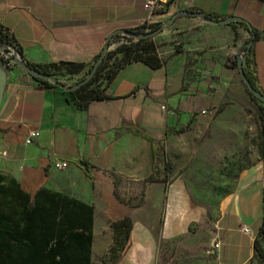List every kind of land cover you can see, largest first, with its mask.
<instances>
[{
	"label": "crops",
	"instance_id": "crops-1",
	"mask_svg": "<svg viewBox=\"0 0 264 264\" xmlns=\"http://www.w3.org/2000/svg\"><path fill=\"white\" fill-rule=\"evenodd\" d=\"M183 11L236 17L259 32L255 66L264 93V0H168L166 11L154 22L162 24ZM147 16L145 0H0V22L20 44L27 61L86 64L82 73L74 75L82 78L112 34L138 28ZM175 25L186 31L182 51L158 70L141 62L127 65L108 87L107 93L115 99L94 102L86 109L72 103L62 88H45L17 66L9 70L0 104V155H5L0 173L18 181L32 200L46 188L94 207L97 176L109 183L114 199L125 207L119 218L133 220L128 248L117 264H259L255 240L264 220L262 161L243 171L235 189L211 211L190 203L181 178L147 183L140 194L144 204L138 208L115 196L111 173L132 178L135 184L145 181L153 164L172 150L170 139L184 136L186 132L176 134L182 128L196 129L206 117L201 111L222 101L239 71L213 60L212 76L191 80L188 65L197 68L201 64L197 59L203 60L207 53L213 59L215 52L243 49L251 39L244 27L234 30L184 15L177 17ZM234 33L242 43L235 44ZM214 83L217 90L208 97L206 85ZM138 87L142 88L132 94ZM124 95L129 96L121 98ZM137 130L154 139L156 159L152 143ZM34 131L40 137L28 145ZM56 159L68 161L70 167L56 170L52 166ZM82 161L93 164V179L86 176ZM95 227L96 212L92 264H105L112 232L109 224L103 226L102 235L109 241L101 249ZM216 242L219 249L214 248Z\"/></svg>",
	"mask_w": 264,
	"mask_h": 264
},
{
	"label": "trees",
	"instance_id": "trees-1",
	"mask_svg": "<svg viewBox=\"0 0 264 264\" xmlns=\"http://www.w3.org/2000/svg\"><path fill=\"white\" fill-rule=\"evenodd\" d=\"M197 12L205 20L218 24L233 18L203 11ZM179 15L177 14V16ZM174 16L176 14L171 18ZM186 17L198 18L196 16ZM226 25L231 26L234 30L237 26H241L251 33L250 41L242 49L240 61H242L249 83L254 89L264 95L257 84L255 66V43L261 37L259 32L242 19ZM151 27L152 31L149 33H146L144 28H136L112 34L108 38L106 47L101 54L88 67V74H90L106 49H110L112 42L116 38H120L122 35H129L132 43L123 45L114 54H111L109 50L104 61L100 64L97 73L89 82L84 83L88 76L85 75L75 85L68 86L70 88L67 91L69 100L79 109H86L94 102L115 99V97L107 93L108 87L127 65L141 62L152 70H158L165 66L166 61L159 56L157 47L146 36L160 29L165 30L167 26L154 24ZM139 36H142L141 40L135 41ZM11 52H14V55L8 56ZM119 54H122L123 57L120 58ZM14 59L58 81L60 72L74 76L82 73L87 67L86 64L72 62L35 64L27 61L20 44L0 22L1 67L7 71L12 70L16 66L13 62ZM112 59L113 64L110 67L109 61ZM238 64L239 62L237 61L236 67H238ZM103 73H106V78L105 80H100ZM34 79L45 88H58L51 81L40 78ZM104 82H107L105 86H103ZM75 87L77 88L73 89ZM141 88L138 87L132 94ZM245 88L251 98L260 105L263 125L261 161L264 163V103L253 96L246 86ZM128 96L124 95L121 98ZM189 128V126L182 128L176 134L188 132ZM135 133L152 143L153 156L156 159L158 152L154 139L140 130H137ZM166 163H169V160ZM81 164L84 167L86 176L93 179V164L89 161H82ZM154 174L155 170L153 169L152 175L143 183L146 185L147 183L167 182L169 180L168 174L163 180L156 179ZM111 175L114 177L115 196L118 200L130 205L132 208H138L144 204V199L133 203L135 199L122 197L119 192L121 178L113 172ZM94 217L95 207L93 205H88L85 202L46 188L40 189L32 200L31 196L22 189L18 181L0 173V264H92ZM109 226L113 240L108 252L103 257V262L105 264H117L128 248L133 230V220L130 216H126L116 221H110ZM255 249L259 264H264V220L259 236L255 240Z\"/></svg>",
	"mask_w": 264,
	"mask_h": 264
},
{
	"label": "rangeland",
	"instance_id": "rangeland-1",
	"mask_svg": "<svg viewBox=\"0 0 264 264\" xmlns=\"http://www.w3.org/2000/svg\"><path fill=\"white\" fill-rule=\"evenodd\" d=\"M163 33L150 39L157 47V52L165 61L183 50L182 39L186 38V31H180L175 23L168 25ZM163 31V32H164ZM235 34V33H234ZM235 44L243 42L239 34L234 35ZM141 39H135L139 41ZM132 39L129 35H122L116 38L111 46L110 53L114 54L123 45H129ZM233 42L228 45L232 47ZM214 53V52H213ZM215 57L208 55L201 56L203 60L197 59L201 64L193 68L188 65L186 73L191 80H197L203 76H212L210 72L213 60L231 67L237 66V61L242 57V49L236 48L230 53L227 50L214 53ZM120 58L122 54L118 55ZM113 59L109 61L110 67ZM237 79L227 89L216 108L218 113L213 117H205L200 120L194 130H189L184 136H173L170 139L172 150L165 152L157 163L153 164L155 178L163 180L169 175L168 181L181 178L184 181L186 191L190 194V203L195 207L211 211L219 207L225 196L230 194L243 171L261 162V138L263 125L260 114V105L254 101L243 84L240 72L236 71ZM60 72L59 81L67 86L78 83L82 77H76ZM88 75V73H87ZM106 73L102 74L100 80H105ZM194 78V79H193ZM214 81V79H211ZM107 82H104L105 86ZM208 97H212L217 90V84L206 85ZM192 90H197L194 87ZM196 93V92H195ZM201 106L198 107L200 109ZM208 109V108H207ZM169 160V163L166 161ZM264 166V163H263ZM99 173L100 171L97 170ZM108 174V171H104ZM119 192L127 199L137 196L133 203H136L144 194L146 185L142 181L135 184L134 179L125 175H119ZM85 177V176H84ZM132 180V181H130ZM160 188V185H157ZM96 245L104 248L109 239L103 236L102 228L111 220L121 218V210L125 207L119 205L112 195L111 185L104 184L97 176L96 180ZM120 217V218H119ZM97 255L95 256V258ZM96 262L95 264H100Z\"/></svg>",
	"mask_w": 264,
	"mask_h": 264
},
{
	"label": "water",
	"instance_id": "water-1",
	"mask_svg": "<svg viewBox=\"0 0 264 264\" xmlns=\"http://www.w3.org/2000/svg\"><path fill=\"white\" fill-rule=\"evenodd\" d=\"M180 15H184V16H196L202 20H204L205 22L209 23V24H213V25H226V24H229V23H233V22H236V21H239L240 19L239 18H236V17H233L229 20H226L225 22H222L221 24H218V23H215V22H211V21H208V20H205L202 15L198 12H189V11H183L180 13ZM177 15L174 16L173 18H171L167 23L168 25H172L176 22L177 20ZM164 30L163 29H160L154 33H151L149 35L146 36V38H154L155 36L159 35L160 33H162ZM142 36H139L138 39H141ZM109 51V48L106 49V51L103 53L102 57L99 59V61L96 63V65L94 66V68L92 69V71L90 72V74H88L87 76V79L84 81V83H87L89 82L94 76L95 74L97 73L98 69H99V66L100 64L104 61L107 53ZM14 64H16L17 67H19L22 71H24L25 73L29 74L31 77L33 78H40V79H43V80H48V81H51L53 83H55L58 87L62 88L63 90L65 91H69L70 88L68 86H66L64 83L48 76V75H45V74H42L40 73L39 71L37 70H34V69H31L29 68L26 64L22 63V62H19L17 59H14L13 60ZM238 67H239V72H240V76H241V79L243 81V83L245 84V86L247 87V89L249 90V92L255 96L259 101H261L262 103H264V95L257 91L256 89H254V87L249 83L246 75H245V72H244V69H243V65H242V61H239V64H238ZM7 84H8V71L3 69L0 65V104L3 100V97L5 95V92H6V89H7ZM77 87L73 88V89H76Z\"/></svg>",
	"mask_w": 264,
	"mask_h": 264
},
{
	"label": "built area",
	"instance_id": "built-area-1",
	"mask_svg": "<svg viewBox=\"0 0 264 264\" xmlns=\"http://www.w3.org/2000/svg\"><path fill=\"white\" fill-rule=\"evenodd\" d=\"M168 6V0H145V10L147 12V19L144 20V22L138 27V28H144V31L146 33H149L152 31L151 25L155 24V17L157 15L163 14ZM110 50V49H109ZM14 55V52H11L8 54V56ZM218 113V109L216 107H212L209 109L202 110L200 115L213 118ZM40 137L39 131H34L31 133V135L27 139V144L32 145L38 138ZM4 154L0 155V163L2 161V158L4 157ZM52 166L56 170H65L70 167V163L68 161L56 159L52 162ZM246 233H249V228H245L244 230ZM215 249H219V243L214 244Z\"/></svg>",
	"mask_w": 264,
	"mask_h": 264
}]
</instances>
